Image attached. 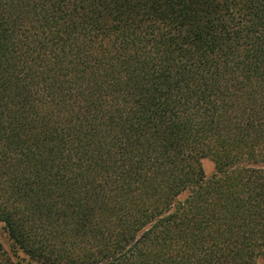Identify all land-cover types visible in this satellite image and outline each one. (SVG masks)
Returning <instances> with one entry per match:
<instances>
[{
    "label": "trees",
    "instance_id": "trees-1",
    "mask_svg": "<svg viewBox=\"0 0 264 264\" xmlns=\"http://www.w3.org/2000/svg\"><path fill=\"white\" fill-rule=\"evenodd\" d=\"M0 223L37 264H264V0H0Z\"/></svg>",
    "mask_w": 264,
    "mask_h": 264
},
{
    "label": "rangeland",
    "instance_id": "rangeland-1",
    "mask_svg": "<svg viewBox=\"0 0 264 264\" xmlns=\"http://www.w3.org/2000/svg\"><path fill=\"white\" fill-rule=\"evenodd\" d=\"M203 168L207 178H210L214 173L213 164L207 160L203 161ZM0 259L6 261L8 264H37L32 263L29 259L18 249H16L12 242L8 239L3 225L0 223Z\"/></svg>",
    "mask_w": 264,
    "mask_h": 264
}]
</instances>
